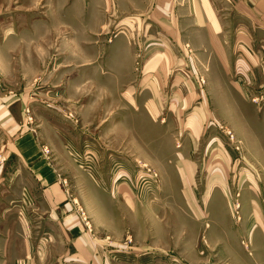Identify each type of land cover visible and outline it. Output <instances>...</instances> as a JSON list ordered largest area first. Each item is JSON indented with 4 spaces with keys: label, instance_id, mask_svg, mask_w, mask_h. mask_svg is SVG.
<instances>
[{
    "label": "rangeland",
    "instance_id": "obj_1",
    "mask_svg": "<svg viewBox=\"0 0 264 264\" xmlns=\"http://www.w3.org/2000/svg\"><path fill=\"white\" fill-rule=\"evenodd\" d=\"M176 3L187 7V0ZM217 9L228 14L223 38L232 59H242L232 48L237 12L222 3ZM97 24L54 0H0V93L12 122L0 145L3 134L34 136L40 157L61 176L66 215L103 240L105 254L118 250L114 264H259L264 235L252 212L259 203L264 222V116H255L254 97H224L213 73L218 63L211 70V55L196 57L189 45L197 74L187 62L170 71L167 85L149 84L133 60L143 48L144 22L113 23L105 34H95ZM123 29V42L113 45ZM179 81L220 98L219 116L197 137L186 128L191 110H169ZM159 92L162 112L153 119L144 102ZM221 156L227 164L211 165ZM18 162L0 169V190H28ZM17 173L22 180L15 182Z\"/></svg>",
    "mask_w": 264,
    "mask_h": 264
},
{
    "label": "crops",
    "instance_id": "obj_2",
    "mask_svg": "<svg viewBox=\"0 0 264 264\" xmlns=\"http://www.w3.org/2000/svg\"><path fill=\"white\" fill-rule=\"evenodd\" d=\"M54 1L55 5H61L66 12L69 10V5L78 7L79 20L87 19L99 23L94 28L95 34L112 31V28L110 30L108 27L113 23H116L114 28L118 29L124 21L144 22L147 32L143 37L146 41L144 38L143 42L141 41L143 48L140 42H136L141 48L136 54L134 52L133 60L141 63V68L145 71L144 75L148 76L147 80L152 79L149 84L154 86L167 85L170 71L187 62L197 74L194 56H189L188 45L193 47L196 57L211 55L208 61L211 70L216 66L215 63H218L217 67L220 66L213 73L215 77L220 78V85H223L225 92L224 97H254V102L257 104L254 108L255 116H264L262 101L264 99V0H187V7L184 3L179 6L177 0ZM219 2L233 8L238 15V24L232 32L234 38L232 48L234 54L236 50H241L244 56L237 61L232 59L227 41L223 38L227 37L229 32L225 25L228 14H223L217 9L221 4ZM183 9L187 14H183ZM101 27H103L102 31ZM125 30L118 31L119 34L115 35L116 42L113 41V45L117 46L123 42L124 37L120 34L127 35L129 30L126 32ZM126 41L129 47L128 40ZM193 51L191 52L194 53ZM177 79L179 77H176ZM179 82L181 88L171 94L169 110L172 107L175 110L180 108L182 113L191 110L186 128L197 137L210 116H219L217 112L220 98L215 97L213 93L205 92L200 85H196V82ZM172 84L178 85L175 79ZM230 85L234 91L229 87ZM160 102V92L157 97L149 98L144 102L150 118L155 119L161 115ZM7 108L5 95L0 93V132L2 133L7 125H12L11 120H7L9 119ZM255 122V129L261 135ZM7 134L10 136L7 137ZM7 134L6 137L3 134L1 138L3 143L0 145V153L5 148L8 150L5 149L6 159L0 162V169L18 160L17 164L24 166L27 171L25 179L29 188L0 190V264H114L113 261L118 257L115 253L118 250L110 251V253L115 252L110 256L105 254L102 249L103 240L93 238L74 214L66 215L70 208L66 204L68 201L61 185V176L56 172L53 164L40 157L41 149L34 136L28 133L14 138V135ZM6 140L8 143L4 144ZM9 155L15 158L9 160L11 159ZM214 160L219 166H224L228 161L226 157H216L211 160V165H214ZM180 171L183 169L180 168ZM180 176L183 177L181 173ZM2 179H5L4 175L0 174V180ZM18 179L22 180L20 176L18 177V173L14 174L13 181L16 182ZM6 198L9 201H6ZM244 202L246 203V200ZM64 203L65 208L61 206ZM254 204L255 209L252 213L264 235L260 204L257 202ZM11 218L14 224L10 223ZM99 228L107 231V227L102 224H99ZM17 229L22 230L21 236L14 234V230ZM14 246L21 247L15 250ZM257 262L264 264V255H259Z\"/></svg>",
    "mask_w": 264,
    "mask_h": 264
}]
</instances>
